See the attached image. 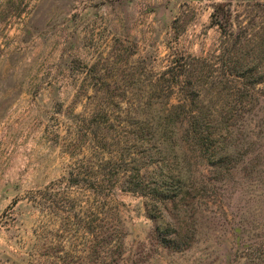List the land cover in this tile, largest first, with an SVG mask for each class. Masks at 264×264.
Segmentation results:
<instances>
[{
  "label": "rangeland",
  "instance_id": "374dc122",
  "mask_svg": "<svg viewBox=\"0 0 264 264\" xmlns=\"http://www.w3.org/2000/svg\"><path fill=\"white\" fill-rule=\"evenodd\" d=\"M212 4L0 0V264H264L260 117L228 101ZM233 10L264 79V1ZM200 109L211 128L229 111L212 148L235 160L216 177L180 140ZM124 175L168 199L123 192Z\"/></svg>",
  "mask_w": 264,
  "mask_h": 264
},
{
  "label": "trees",
  "instance_id": "16d2710c",
  "mask_svg": "<svg viewBox=\"0 0 264 264\" xmlns=\"http://www.w3.org/2000/svg\"><path fill=\"white\" fill-rule=\"evenodd\" d=\"M212 1V14H211V24L217 27L224 38L222 51L217 57V61L219 62L218 72L221 78H228L226 80L227 83H231L230 91L228 96V101L234 106L239 107V110L247 109L248 111H256V116L260 117L259 124L257 125L259 131L262 133V139L258 135L252 136L251 144L256 146L259 150L264 147V143H262L264 139V91H261L260 94L255 91V88L258 84H263V77L254 78L252 76L253 69L251 67V63L245 59L242 55L243 49L248 45L249 39L246 35V27H242L238 25L236 33L232 31V22L235 16V11L233 10L234 2H245V3H254V5H261V2L264 0H207ZM248 14V13H245ZM221 80V79H220ZM228 81V82H227ZM199 97V95L197 96ZM213 98V97H212ZM187 116V115H186ZM229 111H226V115L220 112L217 117H219L218 125H214L213 128L207 123L206 120L212 118L211 113L205 112L203 109H200L197 113H189V117L187 120V126L183 131V135L180 137V140L186 142L190 145V150L193 148L194 150L198 149L197 153L200 158H204L209 153L210 157H207V161H211L213 158L215 161L210 162L212 164V173H214L215 177L221 174L223 170L222 163L226 160H235L234 153L229 150L218 151L215 148L213 149V144L219 142L220 140H224L223 137L225 134H230L231 129L227 123L229 121ZM206 149L203 150L202 148ZM232 169L234 166L231 167ZM231 176L235 174V171L225 170ZM138 175H124L121 178L116 179L121 184V190L123 192H128L132 194H142L149 201H153L159 199L160 202L165 203L168 199L167 192L169 191L167 188H156L149 187L148 191H145L146 187H142L141 183L138 181ZM79 176L71 175L69 177V183L78 185ZM98 177H96V185L94 186L93 195L98 197L99 183H97ZM109 183L112 182L113 178H109ZM200 185H202V189H205V181H200ZM217 184H211L209 187L211 190H215ZM38 194H41L38 192ZM95 204L93 205V209L97 210L100 205L96 198ZM97 215L95 216L97 220L99 212H95ZM114 214V213H113ZM111 231L108 238L105 239V243L107 244L106 250L111 258L113 257L114 250L111 245L112 242V233ZM96 239V236H95ZM177 248V247H176ZM99 254V250L94 248L92 250V255L96 256Z\"/></svg>",
  "mask_w": 264,
  "mask_h": 264
}]
</instances>
